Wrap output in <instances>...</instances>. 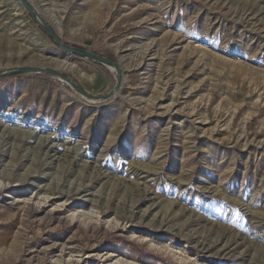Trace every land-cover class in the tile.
I'll return each instance as SVG.
<instances>
[{
	"label": "rangeland",
	"instance_id": "rangeland-1",
	"mask_svg": "<svg viewBox=\"0 0 264 264\" xmlns=\"http://www.w3.org/2000/svg\"><path fill=\"white\" fill-rule=\"evenodd\" d=\"M25 2L118 68L0 0V264H264V0Z\"/></svg>",
	"mask_w": 264,
	"mask_h": 264
},
{
	"label": "water",
	"instance_id": "water-1",
	"mask_svg": "<svg viewBox=\"0 0 264 264\" xmlns=\"http://www.w3.org/2000/svg\"><path fill=\"white\" fill-rule=\"evenodd\" d=\"M23 5L26 7V9L29 11L30 15L32 16V18L41 26L42 30L51 38L53 39L55 42H57V44L62 48L64 49L65 51L67 52H70L74 55H84V56H89V57H92L93 59L97 60V61H100V62H103V63H106L108 65H114L116 68H118V65L117 63H115L114 61L112 60H109V59H106L102 56H99L97 54H94V53H90V52H87V51H83L79 48H75V47H70L68 46L67 44L65 43H62L60 41L57 40L56 38V35L55 33L49 29L48 27L44 26L43 23L39 20L38 16L34 13V11L29 7V5L25 2V0H20ZM49 71V70H48ZM12 72H17V71H12ZM4 74H7V73H2L0 75H4Z\"/></svg>",
	"mask_w": 264,
	"mask_h": 264
},
{
	"label": "bare ground",
	"instance_id": "bare-ground-1",
	"mask_svg": "<svg viewBox=\"0 0 264 264\" xmlns=\"http://www.w3.org/2000/svg\"><path fill=\"white\" fill-rule=\"evenodd\" d=\"M87 57H89V56H87ZM89 58L93 59L92 57H89ZM112 67H113V66H112Z\"/></svg>",
	"mask_w": 264,
	"mask_h": 264
},
{
	"label": "trees",
	"instance_id": "trees-1",
	"mask_svg": "<svg viewBox=\"0 0 264 264\" xmlns=\"http://www.w3.org/2000/svg\"><path fill=\"white\" fill-rule=\"evenodd\" d=\"M45 33V32H44ZM46 34V33H45ZM115 62V61H114Z\"/></svg>",
	"mask_w": 264,
	"mask_h": 264
}]
</instances>
